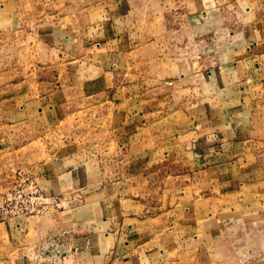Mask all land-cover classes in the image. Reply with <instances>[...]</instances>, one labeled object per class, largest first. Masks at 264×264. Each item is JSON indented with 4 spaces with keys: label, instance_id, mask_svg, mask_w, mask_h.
I'll list each match as a JSON object with an SVG mask.
<instances>
[{
    "label": "rangeland",
    "instance_id": "rangeland-1",
    "mask_svg": "<svg viewBox=\"0 0 264 264\" xmlns=\"http://www.w3.org/2000/svg\"><path fill=\"white\" fill-rule=\"evenodd\" d=\"M0 264H264V0H0Z\"/></svg>",
    "mask_w": 264,
    "mask_h": 264
},
{
    "label": "crops",
    "instance_id": "crops-1",
    "mask_svg": "<svg viewBox=\"0 0 264 264\" xmlns=\"http://www.w3.org/2000/svg\"><path fill=\"white\" fill-rule=\"evenodd\" d=\"M233 65H234V64H233ZM233 65H232V66H233ZM232 66L230 65L229 67H232ZM173 79H177V78H173ZM164 80H165V79H164ZM169 82H172V81H169ZM165 83H168V82H165ZM243 90H244V87H243ZM243 90H242V91H243ZM128 92L131 93L132 90L130 89ZM239 92H240V90H239ZM130 93H129V94H130ZM135 93L138 94V93H140V92L135 91ZM237 95H238V97H239L240 94H239V93H238V94L236 93V96H237ZM126 96H127V95H126ZM236 96H235V97H236ZM240 96L242 97V95H240ZM131 97H132V96H127L128 99L131 98ZM149 98H154V97H149ZM158 99H164V98H163V97H160V98H158ZM63 168H64V167H63ZM58 173L60 174V176H59L60 178H64V177H68V178H69V175L65 172V169H62V170L58 171ZM57 180H58V178H56V177H55V178H52V179H50L49 177H47V185L49 186V183H50V184L52 185L53 188H54V187H57V186H58V184H57V182H56ZM54 182H55V184H54ZM59 184H60V179H59ZM41 188H42V187H41ZM42 189H43V188H42ZM43 190H44V189H43ZM45 190H48V189L45 188ZM45 190H44V191H45ZM96 210H97V209H96ZM96 210L94 209L95 212H97Z\"/></svg>",
    "mask_w": 264,
    "mask_h": 264
}]
</instances>
